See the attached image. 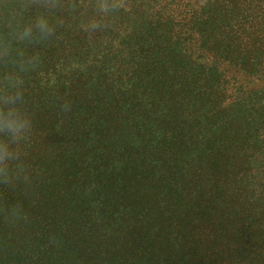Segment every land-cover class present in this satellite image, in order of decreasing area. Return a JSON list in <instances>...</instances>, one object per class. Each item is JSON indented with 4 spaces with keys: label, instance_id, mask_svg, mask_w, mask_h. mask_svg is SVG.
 <instances>
[{
    "label": "trees",
    "instance_id": "16d2710c",
    "mask_svg": "<svg viewBox=\"0 0 264 264\" xmlns=\"http://www.w3.org/2000/svg\"><path fill=\"white\" fill-rule=\"evenodd\" d=\"M94 4L0 0L6 38L55 27L0 61L32 122L0 264H264V0Z\"/></svg>",
    "mask_w": 264,
    "mask_h": 264
},
{
    "label": "clouds",
    "instance_id": "9594fccd",
    "mask_svg": "<svg viewBox=\"0 0 264 264\" xmlns=\"http://www.w3.org/2000/svg\"><path fill=\"white\" fill-rule=\"evenodd\" d=\"M35 2L36 0H29V3ZM44 3L49 7L56 6L55 0H44ZM94 8L98 16H107L119 10L120 0H95ZM89 26L96 28L99 27V23L93 19L89 21ZM6 27L11 31L7 34V38L0 34V61H4L6 56L11 55L12 39L18 43L31 42L47 38L55 33V27L43 15L37 16L33 23L23 25L17 23L13 26L12 21H8ZM19 55L20 59L16 61L19 70L35 67L34 61L38 60V57ZM22 85L23 80L15 73L6 72L0 76V184L3 185L12 184L17 176L13 169V162L18 160L19 153L13 148V145L26 139L32 126L30 116L20 108L24 95ZM5 211L8 212L12 220L20 218L27 220V214L22 212L19 207L11 205L5 208L0 203V212Z\"/></svg>",
    "mask_w": 264,
    "mask_h": 264
}]
</instances>
